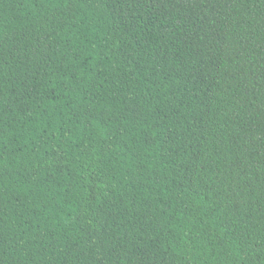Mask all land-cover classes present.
I'll return each instance as SVG.
<instances>
[{"label":"trees","instance_id":"obj_1","mask_svg":"<svg viewBox=\"0 0 264 264\" xmlns=\"http://www.w3.org/2000/svg\"><path fill=\"white\" fill-rule=\"evenodd\" d=\"M0 264H264V0H0Z\"/></svg>","mask_w":264,"mask_h":264}]
</instances>
